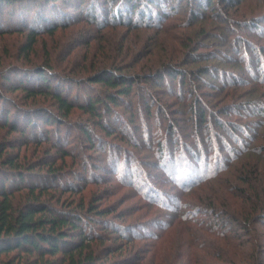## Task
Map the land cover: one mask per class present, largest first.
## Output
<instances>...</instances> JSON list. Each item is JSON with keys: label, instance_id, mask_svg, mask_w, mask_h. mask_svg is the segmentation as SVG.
<instances>
[{"label": "trees", "instance_id": "trees-1", "mask_svg": "<svg viewBox=\"0 0 264 264\" xmlns=\"http://www.w3.org/2000/svg\"><path fill=\"white\" fill-rule=\"evenodd\" d=\"M14 1L22 0H0V32L23 31L26 27L13 25V21L29 22L20 48L24 57L34 54L39 34L51 37L56 29L70 32L66 57L76 47L74 54L79 53L81 57L75 65L72 63L75 58H67L58 65L49 50L46 58H42L44 62L36 56L39 60L32 62V67H19L27 74L18 72L12 77L0 72L1 89L21 92V97L8 105L0 94V132L5 129L6 134L17 135L0 139V264H143L136 256L115 260L114 253H121L125 247L123 242L115 243L116 239L132 243L142 239L145 231H131L128 225L125 234L126 230L111 228L109 214L114 212L111 206L97 204L100 197L95 194L88 199L81 194L87 183L84 156L71 146L68 137H60L58 132L62 125L67 131L69 117L77 108L108 136L111 126L104 122L103 115H111L112 106L119 105L126 96L130 112L136 100L147 117L153 105L159 113L174 115L164 120L172 149L164 153L162 140L157 151L162 169L174 176L178 191H188L210 180L203 184L206 189L197 198L205 203L195 204L196 212L203 214L207 221L197 224L218 236L220 249L226 246V250H232L226 253L211 250L212 242L204 239L203 246L210 248L205 254L221 260V264H264V243L260 234L256 235L257 229L264 227V144L250 147L256 133L229 120L232 113L247 119L254 115L258 120L264 117V101L250 103L259 87H245L250 81L264 84L261 48L245 35L234 36L233 42L229 38L237 25L241 29L257 30L263 28L259 24L262 20L234 19L231 12L236 13L239 0H71V4L62 0L63 7H74L78 9L76 13L65 11L57 4L58 0H34L36 7L29 17L24 15L14 20V10L6 14L3 11L7 4L14 6ZM172 20L177 26L171 28L168 23ZM2 23L7 24L2 26ZM207 25L218 27L220 34L213 33ZM173 28L183 32L164 44L161 33ZM221 33L228 35L227 40ZM235 40L238 46H234ZM218 44L233 49L238 56L234 59L238 60L239 75H247L250 81L237 77L236 73L227 80L219 78L218 64L207 63L226 62L219 48L199 50ZM189 63H194L193 67H188ZM252 65L256 67V74L251 73L255 69ZM213 73H217L219 85L200 79L201 74L212 76ZM71 83L80 88L82 100L70 95ZM200 87H208L209 91L201 92ZM165 94L167 97H163ZM206 96L209 100L203 98ZM161 98L168 101L163 103ZM40 100L49 101L50 107L37 104ZM138 111L132 115L137 116ZM182 114L187 115L184 122L189 128L185 134L181 133L180 122L175 118ZM38 120L56 124L53 136L49 135L51 130L45 129L42 138L37 129ZM246 123L258 124L254 120ZM86 125L76 122L85 140L83 146L93 147L95 132ZM237 128L243 136L236 134ZM217 130L227 133L231 139L237 138L238 144L226 146L221 138V145L216 146ZM129 135L133 136L128 134L129 139ZM157 137L159 140L158 134ZM197 140L208 143L206 150L201 155L186 154L191 142ZM43 142L45 145L41 146ZM29 143L34 147L33 157L20 150L21 145ZM40 147V155H36ZM71 164L77 165L81 172L71 168ZM130 170L128 183L137 188L141 184L140 193L148 203L172 211L183 206L179 199L174 205L166 204L162 195L172 194H163L149 183L130 182ZM125 175L123 170L122 181ZM229 206L233 208L228 210ZM147 236L160 237L152 231ZM201 237L196 234L193 239ZM153 247L152 256L161 264L157 245ZM181 256H176L174 263L179 264L183 259L184 264H199L193 255Z\"/></svg>", "mask_w": 264, "mask_h": 264}, {"label": "rangeland", "instance_id": "rangeland-1", "mask_svg": "<svg viewBox=\"0 0 264 264\" xmlns=\"http://www.w3.org/2000/svg\"><path fill=\"white\" fill-rule=\"evenodd\" d=\"M34 0H22V1H14V6L12 5H5L4 6V14L9 13L8 11L14 10V20L21 19V16L27 18L29 17L32 10H34V5L36 3H33ZM38 1V0H35ZM71 4V0H64ZM77 2V0H73V2ZM240 2L237 5L236 13H234L231 9L232 17L236 20L241 21H247L255 17L259 20H262L259 24L264 28V0H239ZM59 6L63 7L64 2L62 0L57 1ZM36 7V5H35ZM23 8V9H22ZM65 11L67 12H78V9H75L74 7H63ZM22 10H25L26 13H24ZM21 11L22 13H17ZM24 13V14H23ZM209 14V13H208ZM12 15V14H11ZM28 15V16H27ZM5 18V17H4ZM6 19V18H5ZM3 24V25H2ZM1 25L4 26L7 23H2ZM13 25L18 26H25L23 31H10V32H0V72H5L6 74H9L10 76H16L22 71L19 67H32L39 59L36 56L41 57L40 62L43 61L42 58H46L47 52L50 50L53 53L52 59L58 64L62 65L64 61H66L67 58L74 59L72 60V63L75 65V61L79 59L80 54L78 53V56H76L77 53V47L73 49V52L66 57V52L68 49V41L70 40V36L68 31H61L59 29H56V32L53 36H48L46 33H41L37 37V42L34 46V54H29L28 56L24 57V53L20 51V48L22 44H24L26 39V34L29 27V22L26 24H22L19 21H16L12 23ZM170 27L177 26L175 22L172 20L170 23H168ZM214 25H207L208 29L211 28V31L215 34H220V29L218 27H213ZM213 27V28H212ZM263 28H257V30H246L241 29L238 25L236 28L231 32L230 41L233 42L234 39L241 37V35L247 36L250 40L254 42L255 45L260 46V50L262 53V57L264 58V29ZM258 31V32H257ZM180 32H183L182 29L179 28H173L170 29L168 32L161 33L162 41L165 43L173 41L174 36L176 34H180ZM261 32V35H260ZM223 37L227 36L226 33H221ZM226 35V36H225ZM72 36V35H71ZM236 38H235V37ZM239 36V37H238ZM79 40V38L77 39ZM225 40V41H226ZM72 42V40L70 41ZM221 42V41H220ZM236 42V43H235ZM62 44V45H61ZM239 44L236 40L234 41V46ZM64 45L63 48L61 46ZM238 46V45H237ZM219 48V52L221 53L222 57H224V60L226 62L224 63H218L213 61H207L208 64L216 63L218 64L220 71L218 72V76L221 79L227 80L232 74L236 73L237 77H244L245 79L249 80L247 75H239L238 72V66L237 61L234 58L238 59V56L233 53V49H230L228 47L222 46L220 44L217 45H210L207 46L205 49L200 48L199 50H217ZM258 48V47H257ZM29 58V59H26ZM31 60V61H30ZM44 62V61H43ZM202 62V61H201ZM39 63V62H38ZM193 64H188V67H193ZM232 64V65H231ZM17 66V67H15ZM233 66V67H232ZM253 68L251 73L253 72L256 74V67L252 65ZM259 68V67H258ZM261 69V68H260ZM262 69H264L262 67ZM60 71V70H57ZM19 72V73H18ZM29 72V71H28ZM221 73V75H219ZM20 74H27V73H20ZM64 74V72H62ZM25 76V75H21ZM217 73H213L212 76H206L204 74H201L200 79H207V81H211L212 83L220 82L217 78ZM19 78V77H17ZM257 80V79H255ZM250 81V80H249ZM226 83V81H225ZM72 84V83H71ZM219 85V84H218ZM250 85H255L259 87L257 90L258 93L254 94L256 95L254 98H250V103L260 99L264 101V84L261 82H251L250 84H247L245 87H250ZM253 87V86H252ZM253 87V88H254ZM201 92H207L209 91L208 87H200ZM70 91L71 96L76 97H82V92L80 91V88H75V86L72 84L70 87H68ZM204 90V91H202ZM0 94H3V97L5 100H7V105L9 102L14 101V99L18 100L21 97L20 91H14L9 92L5 91L4 89L0 88ZM163 97H167L166 94ZM205 100H209L208 96L203 97ZM170 99V98H169ZM82 100V98L80 99ZM164 101H168L167 98H161V102L164 103ZM20 102V101H19ZM49 101L47 100H40L37 101V104L49 106ZM133 108L132 111H128V96L124 97L122 99V102H120L119 105L112 106V112L111 115L108 116V114L103 115L104 122H108V124L111 126V131L108 136L105 137L103 132L99 131L98 126L95 125L94 122H91L87 119L86 115L83 114L81 111H79L77 108L73 109V114L69 117L70 124H68L66 130L64 129V126H60L58 129L59 136L60 137H68L69 140H71V146L75 147V150L78 152V154H81L84 156L85 164H86V171L85 176L87 177V183L84 185V189L81 191V194H85V196L88 199V196L91 194H95L96 196H99V201H97V204L102 205H110L113 209V213L109 214V219L112 220V222H108L109 225H112L111 228H117L121 231L126 230V233H128V225L131 227L129 230H135L139 232L145 231V235L142 236V239H135L132 241V243H128V240L123 239L121 240L116 239L115 243H121L125 245L123 246V249L121 250V253L116 252L113 256H116L115 260H120L121 258L126 257H134L137 260H142V263L145 264H157L158 259H154L152 256V250L154 244L157 245V255L161 257L160 262L161 264H177L174 263V258L176 256H179V258H182V254L186 255L187 253L190 255H193L195 259L199 260V264H221V260H218L212 256L206 255L205 253L210 250L220 249V239L218 236L214 235V233L209 232L205 228H202L201 225H203L207 219L205 216L199 212H196L195 210V204L198 206H201L205 202L197 200L199 194L204 192L206 189V186H203L204 183L210 182V180L202 182L201 184L190 188L188 191L184 190L183 192L178 191L177 187L174 186V176L171 174L164 172L165 170L162 169V165L160 164V156H158L157 147L160 146L161 141H164V144L162 142L163 149L166 150L164 153L168 152L169 149H172L171 142L172 140L168 139L167 133H166V123L164 120L166 118H170L174 116L172 113H159V109L156 107V105H153L151 108V113L149 117L146 116L145 112L143 111V107H141V104L139 102H136V100L133 102ZM50 107V106H49ZM162 110H164V105H162ZM136 110L138 111L137 116L135 117L132 115L135 114ZM165 112V111H164ZM176 119L180 122V130L181 133L189 131V128L184 122L185 117L187 118V115H175ZM229 120H233L234 124H240L242 128L245 127L247 131L250 133L255 132V136L252 139L250 143V147L252 146H259L261 144H264V117L261 118V120H258V117L254 115V117H250L247 119L244 116H239L236 114H231L229 116ZM174 118V117H172ZM255 118V119H252ZM226 119V118H225ZM88 120V121H87ZM254 120L255 122H258V124H248L246 122ZM81 121V123L86 124L87 128L95 132V145L93 147H90L88 145L83 146L85 144L84 138H82L81 133L79 132V128L76 126V122ZM167 122V121H166ZM250 123V122H249ZM37 129H40V133L44 135V130L48 129L49 135L53 136V132L55 131L56 124L50 125V124H44L40 120L37 121ZM243 124V125H242ZM248 124V125H247ZM135 126L133 128L132 126ZM239 126V125H238ZM113 127H116L115 129H112ZM255 127V128H254ZM188 128V129H187ZM43 130V131H42ZM54 130V131H53ZM236 134L239 133L240 129L237 128ZM113 131V132H112ZM218 131V130H217ZM216 131V132H217ZM70 134V135H69ZM128 134H131L133 136H130L131 138H128ZM160 136L159 140H156ZM68 135V136H66ZM16 133H10L6 134L5 129H2L0 132V139L6 138H16ZM230 135L223 131H218L217 138H216V146L221 145L220 140L222 138V141L224 140V144L226 146H234L235 144H238L236 142L237 138L231 139L229 138ZM102 137V138H101ZM219 137V138H218ZM104 138V139H103ZM199 140V139H198ZM197 140V141H198ZM235 140V141H234ZM19 140H17L18 142ZM100 141V142H99ZM192 145L190 148H188V151L185 152L186 154H192V155H201L202 151H205V147L208 146V143H205V141H198V142H191ZM190 143V144H191ZM45 143L43 142L41 146H44ZM207 145V146H206ZM236 146V145H235ZM202 147V149H200ZM32 144H25L20 146L21 152H25L26 154L31 155L33 157L34 155L31 154L33 149ZM41 148L38 152H36V155H40ZM179 148H176V150ZM255 149H253L254 151ZM174 152V151H173ZM194 153V154H193ZM175 154V153H174ZM108 155V156H107ZM178 156V154H177ZM191 156V155H190ZM254 156V155H252ZM176 157V155L174 156ZM244 157V156H243ZM110 158V159H109ZM169 158V154L167 156ZM107 159L109 160L107 162ZM65 160H67L65 158ZM233 162V161H232ZM71 163V162H69ZM115 165V166H114ZM71 168H74L77 172H81V170H78V166L76 165H69ZM114 167V168H113ZM115 167L117 168L115 170ZM77 168V169H76ZM131 169V170H130ZM126 172V175L124 176V180L122 181L120 179V173L122 171ZM128 170H130L129 174L132 176V182L133 184L138 181L149 183L150 186L154 187L155 190H158L159 192H162L163 194H172V195H162L165 196L164 202L169 205H174V203L177 202V200H181L183 202V206L180 207L177 210H167L164 208H160L158 206L152 205L147 202V200L142 196L143 188L141 187V184H138V188L134 185L128 183ZM82 174V173H81ZM84 174V173H83ZM145 175V176H141ZM136 178V179H134ZM85 180V181H86ZM94 181V182H93ZM202 185L201 187H199ZM210 186V185H207ZM141 192V193H140ZM173 197V198H172ZM204 201V200H203ZM223 207H220L222 209ZM233 207H228V210H231ZM225 209V208H223ZM184 215L183 218L180 217L181 215ZM195 218V219H194ZM197 218V219H196ZM206 219V220H205ZM200 220V221H199ZM203 220V221H202ZM199 222L201 225L197 224ZM161 225V226H159ZM127 227V229H125ZM141 227V228H140ZM154 232L155 234H159V239H155V237L147 236L149 231ZM235 232L236 229L234 230ZM241 232V231H240ZM200 234L203 236L197 239H193L194 235ZM262 239V243H264V227H260L256 231V235L259 236ZM204 239L211 241L212 246L210 248H206L203 246ZM195 240V241H194ZM196 242V243H195ZM106 243H110V241H106ZM200 244V245H199ZM227 247L223 246L220 250L221 253L231 252L226 250ZM264 255V254H263ZM119 256V257H118ZM121 256V257H120ZM181 256V257H180ZM183 259H181V262L178 261L179 264H184ZM190 264V263H188Z\"/></svg>", "mask_w": 264, "mask_h": 264}]
</instances>
